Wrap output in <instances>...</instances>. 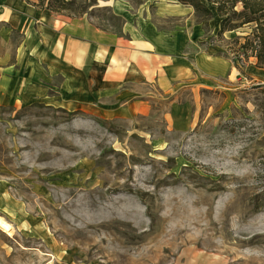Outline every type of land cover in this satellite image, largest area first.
I'll list each match as a JSON object with an SVG mask.
<instances>
[{"label": "rangeland", "instance_id": "374dc122", "mask_svg": "<svg viewBox=\"0 0 264 264\" xmlns=\"http://www.w3.org/2000/svg\"><path fill=\"white\" fill-rule=\"evenodd\" d=\"M162 3L57 12L114 33L129 16L117 4L161 29L185 22ZM219 21L199 23V75L140 88L135 112L114 96L32 99L0 68V217L12 226L0 227V264H264V78L220 55L240 32L211 42ZM21 42L15 34L11 62Z\"/></svg>", "mask_w": 264, "mask_h": 264}, {"label": "crops", "instance_id": "0c3cea01", "mask_svg": "<svg viewBox=\"0 0 264 264\" xmlns=\"http://www.w3.org/2000/svg\"><path fill=\"white\" fill-rule=\"evenodd\" d=\"M162 4L161 15L187 20L193 11L176 0ZM120 5L117 7L129 16H124L122 33H114L95 25L85 15L68 16L25 0H0V45L5 48L0 52V64L6 63L0 68L17 71L20 89H27L32 99L74 105L77 100L86 101V95L91 100L114 96L126 109L125 105H134L128 109L134 112L140 110V88L163 79L179 82L183 77L199 75L202 50L196 47L206 37L198 22L186 25L185 20L181 25L161 29L145 13L133 14ZM15 34L22 36V42L17 59L11 62L9 47ZM209 47L220 48L210 42ZM32 61L34 72L29 68ZM54 77L59 78L58 85L51 83ZM51 88L55 92L50 93Z\"/></svg>", "mask_w": 264, "mask_h": 264}, {"label": "trees", "instance_id": "16d2710c", "mask_svg": "<svg viewBox=\"0 0 264 264\" xmlns=\"http://www.w3.org/2000/svg\"><path fill=\"white\" fill-rule=\"evenodd\" d=\"M26 2L50 11L74 10L81 7L86 0H25ZM192 6L197 22L208 31L209 20L216 14L219 28L211 37V42L225 41V33H240L227 42L225 50L220 54L241 68L247 63L264 69V0H178ZM81 9V8H80Z\"/></svg>", "mask_w": 264, "mask_h": 264}, {"label": "bare ground", "instance_id": "6f19581e", "mask_svg": "<svg viewBox=\"0 0 264 264\" xmlns=\"http://www.w3.org/2000/svg\"><path fill=\"white\" fill-rule=\"evenodd\" d=\"M174 9L177 10V8ZM182 10L184 11L186 9H182ZM256 72L257 74H259L261 77L264 78V69L258 68ZM0 227H2L5 230H10L12 228L11 224L8 221L4 220L2 217H0Z\"/></svg>", "mask_w": 264, "mask_h": 264}]
</instances>
